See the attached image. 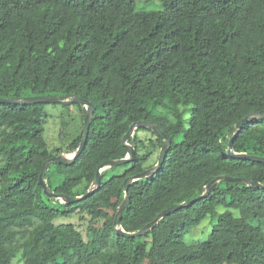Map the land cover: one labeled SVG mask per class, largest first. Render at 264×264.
Listing matches in <instances>:
<instances>
[{
    "label": "trees",
    "instance_id": "trees-1",
    "mask_svg": "<svg viewBox=\"0 0 264 264\" xmlns=\"http://www.w3.org/2000/svg\"><path fill=\"white\" fill-rule=\"evenodd\" d=\"M41 95L81 96L96 108L75 162L48 167L58 193L85 194L102 163L125 157L122 137L134 122L152 121L171 138L160 170L130 186L120 221L128 232L201 196L217 176L264 183L263 162L228 154L238 121L264 109V0H0V97ZM47 104L0 102V264H264V188L243 181L218 182L144 235L116 232L125 178L164 144L148 127L129 139L138 159L102 171L93 195L46 196L42 166L77 150L87 112L73 103L81 124L52 149ZM180 104L191 105L187 120ZM142 129L153 137L140 138ZM234 150L264 156V118L243 126ZM75 213L89 217L88 238L57 222ZM209 216L208 236L188 240Z\"/></svg>",
    "mask_w": 264,
    "mask_h": 264
},
{
    "label": "water",
    "instance_id": "water-1",
    "mask_svg": "<svg viewBox=\"0 0 264 264\" xmlns=\"http://www.w3.org/2000/svg\"><path fill=\"white\" fill-rule=\"evenodd\" d=\"M0 102H8L12 104H35V103H42V102L43 103H64V104H71V103L84 104L87 112H86V116L84 119L83 137H82L79 147L77 148L75 152H72L70 154L62 153V154L55 155V156L48 158L44 162L40 176H39V184L42 186L44 190V194L46 196L60 199L64 203H75V202L81 201L93 195L95 191L99 189L102 183L103 169H106L108 167H118V166L130 163V162L136 161L138 159V155H137L135 147L131 143H129V139L135 133L137 128L142 127V126L148 127L152 129L157 136L163 138L164 144L160 150V155H159L157 163L154 166L146 168L141 172H138L136 174L126 177L124 180L125 199L117 209L115 220H114V227L117 233L122 234L126 237H136V236L144 235L147 232V230L152 228L161 218L177 211L180 208L189 206L199 199H203L209 196L213 187L222 180L243 181V182L249 183L250 185L254 187L264 188V183H261L259 181H256V180H253L247 177L242 178V177H234V176H229V175H220V176L215 177L206 186V190L201 196L191 201H188L186 203L171 206L163 210L160 214L157 215V217L154 220L146 224L142 229L135 231V232H128L120 227V221L123 216V212L125 208L129 205V202H130V196H129L130 186L136 180L150 177L160 170L162 164L164 163L167 157L168 150L172 145V140L169 137V135L158 124L152 121L141 120L139 122L132 123L129 130L122 137L123 145L127 149L126 156L123 158H119V159L108 160L102 163L97 169L96 176L93 180V183L91 184L90 189L81 196H69L66 193H58L54 191L53 189H51L46 180V173L51 163L57 162V163L65 164V165H71L75 162L77 157L82 153L88 141L92 118L96 110L95 106L88 99H85V98H82L81 96H76V95L75 96L41 95V96H30V97H26L23 99L0 97ZM259 118H264V109L258 112H251L246 117L238 121V123L236 124V131L233 134L229 142L228 154L230 156H235L239 158H244V159H249V160H254V161H259V162L264 163V156L250 155L247 153L236 152L234 150V140L236 136L240 133V131L243 129V126L246 123L250 122L251 120L259 119Z\"/></svg>",
    "mask_w": 264,
    "mask_h": 264
},
{
    "label": "rangeland",
    "instance_id": "rangeland-1",
    "mask_svg": "<svg viewBox=\"0 0 264 264\" xmlns=\"http://www.w3.org/2000/svg\"><path fill=\"white\" fill-rule=\"evenodd\" d=\"M137 6L139 8H145L146 10H159L161 9V4L159 1H155L153 3L145 4L141 1H138ZM178 110L182 111V117L187 120L190 116V109L191 105H183L180 104L177 108ZM46 110L48 112L49 121L47 124V131L46 136L48 143L52 149H54L57 146L63 145V136L66 133L67 135H73V133L76 131V126L81 124V112L78 109V106L76 104H64V103H49L46 105ZM159 113H163L166 115H169L170 109L168 108H159ZM65 131V132H64ZM138 134L140 135V138L143 140H147L148 138H152V131L150 130H140L138 131ZM65 154H70L68 152H64ZM160 150H155L154 153H152L148 159V161L145 163V167L149 168L154 166L159 158ZM107 169V168H106ZM106 169H103L106 170ZM113 173L111 171L107 177ZM218 210L221 211V208ZM215 220H212L211 216L204 219L200 225H198L194 230L189 234L188 240L190 241H200L204 240L208 234L212 231L213 228V222ZM59 223H74L83 233L85 238H88V226H89V217H85L84 219L81 218V214L75 213L70 217H62L59 220H57ZM14 264H22V262L16 260Z\"/></svg>",
    "mask_w": 264,
    "mask_h": 264
}]
</instances>
